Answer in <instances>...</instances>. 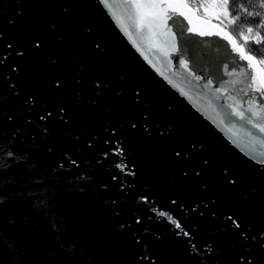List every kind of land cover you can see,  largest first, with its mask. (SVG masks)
I'll use <instances>...</instances> for the list:
<instances>
[{
    "label": "water",
    "instance_id": "95a60500",
    "mask_svg": "<svg viewBox=\"0 0 264 264\" xmlns=\"http://www.w3.org/2000/svg\"><path fill=\"white\" fill-rule=\"evenodd\" d=\"M175 19L187 25L182 17ZM0 28L5 51L11 52L0 64L19 69L12 74L8 69V83L0 90L6 129L0 138V166L11 164L6 155L10 148L23 147V133L13 131L23 117L17 119L19 100L13 103L12 98L25 93L36 98V110H52L63 102L75 113L72 138L63 135L58 117L49 121L52 134L39 141L41 153L32 165L36 184L28 190L48 191L49 181L57 179L49 174L55 165L42 152L45 144L63 151L75 150L77 136L85 148L96 142L103 164L94 168L89 158L79 170L66 167L69 175L51 188L42 212L21 195L28 178L14 166L5 169L12 182L6 188L11 203L0 217V264H59L61 250L73 253L76 264H264V166L258 164L264 157V134L236 117H225L214 93L200 88L202 81L189 85L177 67L179 54L169 50L165 57L141 39L123 0H0ZM185 35L227 63L229 70L247 63L222 37L195 36L186 27ZM179 39L177 33L178 44ZM8 44L13 47L8 49ZM18 51L24 52L22 58ZM185 59L191 68V59ZM256 67L262 68L259 63ZM252 75L246 70L243 76L226 79L240 80L246 87ZM95 82L108 85L99 97ZM55 83L61 87L53 90ZM9 116L17 119L15 125ZM106 128L118 135L126 132L123 144L115 139L102 143ZM118 155L124 160V191L118 197L114 185L78 187L87 181L79 180L77 171L112 184L110 176L119 174ZM111 198L121 202L115 211ZM137 214L144 223L132 224ZM128 225L131 231L125 235ZM238 232L248 234L247 246Z\"/></svg>",
    "mask_w": 264,
    "mask_h": 264
},
{
    "label": "snow or ice",
    "instance_id": "6c2138e0",
    "mask_svg": "<svg viewBox=\"0 0 264 264\" xmlns=\"http://www.w3.org/2000/svg\"><path fill=\"white\" fill-rule=\"evenodd\" d=\"M123 3L128 19L134 22V26L141 39L146 40L154 50L162 53L165 57L170 55L169 50L171 53L179 54L176 56L177 67L183 70L189 85L202 81L200 88L202 90H210L214 93L213 99L220 102L219 107L224 111L225 117L229 119L236 117L239 121H243L246 125H250L251 128L256 129L260 134H264V68L256 67V63H264V61H257L256 56L247 54L245 48L238 43L237 39L222 26L224 21L234 25L237 20L241 19L242 15L249 17L255 27L252 25L246 26L245 30L240 32L239 38L243 40L245 44L251 42L255 50L256 46L264 44V15H261V13L264 12V0H257L255 4L256 11H251L249 7L245 6L247 0H243V2H239V0H208L207 3L199 5L196 9H193L186 2H173V0H123ZM201 12L202 15L200 14ZM176 17H182L183 20L187 22V25L185 26L182 23H177ZM185 27L187 33L194 34L195 36L222 37L223 40L231 45L232 50L238 53L240 61L247 63L243 64L238 69L233 67L229 70V65L227 63H224L223 60H220L213 53L201 48L199 41L188 38L185 35ZM177 33H179L180 36L179 44L177 42ZM253 33L255 34L253 35ZM2 37L3 32L2 28H0V49H2V51H0V59H9L11 57V52L5 51ZM12 47V44L7 45L8 49ZM35 47L40 48L41 45L35 43ZM95 47L99 49L100 45L96 44ZM16 55L22 58L24 52L18 51ZM185 57L191 59V68L189 66V59H185ZM168 63L171 64L172 60L169 59ZM221 64H223V71H221ZM9 68L11 69V74L19 72L17 67L0 64V90L3 89L5 83H8L7 77L9 75ZM193 69H195V71H193ZM246 70H251L253 72L251 82L248 83L246 87L243 86L240 80L226 79V77L231 78L237 75L243 76ZM197 73H199V75ZM213 78H215V84ZM169 83H171V81H169ZM60 87L59 83H55L53 90ZM107 87V84L101 86L99 82H95V88L98 90L96 93L97 97L101 96ZM184 95L187 96V93H184ZM137 96H139V93H137ZM16 100H19V107L16 108L17 119L19 117H23V119L19 120L20 126L16 127L13 131L16 133H23V136L19 138L23 147L19 148V150H17L15 146L10 148L6 152V155L9 161H11V164L6 161L0 166V199L3 200V202H0V217L4 216L5 207L9 206L11 203L10 199H8V190L6 191V188L9 189L12 182L7 179L4 171L11 166L20 170L18 174L28 178L25 181L26 189L21 195L32 203L38 204L41 212L44 210L45 198L48 196L51 188L55 187L57 183L69 175L68 172L64 171L66 167L70 166V169L79 170L83 160L90 158L94 161V164L91 165L92 167L97 169L103 168V164L100 162V157L96 151V142H88L85 148L79 145V137L77 136L73 140V143L76 145L75 150L66 148L63 151H57L54 146L45 144L42 152L44 156L55 165V170L49 168V174L57 179L49 181L48 191L38 192L36 189L28 190V186L36 184V181L32 179V175L36 169H33L32 165L37 163V156L41 153L39 141L45 140L52 134L50 130L52 126L49 121L58 117L63 135L67 138H72L74 134L71 131L72 125L70 121L74 120L75 113L70 112L63 106V102H60V104L52 110H49V108L36 110V98L27 93H25L23 97L14 96L12 98L13 103ZM226 101L231 102L225 103ZM2 106H0V138H3V134L6 130ZM17 119H14L12 116L8 117V121L13 125L17 123ZM143 119L147 120L148 116L145 115ZM220 123L224 124V119H221ZM142 127L145 132L149 131L147 124H143ZM233 127H235V125H233ZM131 128L136 130L137 125L133 123ZM229 131H231V129H229ZM37 133H39V138ZM105 133L106 137L101 141L102 143L108 144L115 139L119 141L121 145L123 144L122 137L126 132L122 131L118 135L115 129L109 132L106 128ZM246 135L252 136L253 134L248 132ZM13 139H17V137L14 136ZM233 143H235V141H233ZM88 149H91V152H89ZM69 153H71L70 157L68 156ZM103 155L107 158L110 153L104 151ZM175 155L179 157L181 153L176 152ZM185 155L187 157V154ZM58 156L59 159L57 158ZM61 160L63 162H61ZM117 160L119 162L117 168L119 174H112L110 176L112 184H108L104 181L97 182L91 174L85 178L77 171V178L81 181H87L80 183L78 187L81 189H90L94 185L99 190L102 186L112 188L114 185V190H116L118 197L124 191L123 180H121L123 176L121 166L124 165V160L120 159L119 155L117 156ZM205 163H207V161H205ZM258 164L264 166V157L258 161ZM185 175L187 174L185 173ZM196 175L199 176L200 173L197 172ZM228 183L234 186L235 180L229 178ZM38 187L39 185H37V188ZM98 194L103 196L104 192L98 191ZM111 199L112 210L115 211L116 207H118L121 202L116 198ZM140 199L151 203L148 196L140 195ZM172 203L177 204V200L173 199ZM198 208L199 204L196 205V208H192L191 211L195 213ZM133 211L138 213L139 209H134ZM163 215L164 213L161 212V216ZM200 215H204L203 211L200 212ZM210 215L214 216L215 213H210ZM228 219H233V216H229ZM138 222L142 224L144 220L137 214L133 216L132 224ZM49 227L51 228V225H49ZM127 227L128 232L125 233V235L129 234L131 231V225ZM176 227L178 228L179 225H176ZM238 233L240 239L243 240L245 246H247L249 241L248 234L243 232ZM260 237L264 239V232L260 233ZM133 239L135 240V238ZM251 239L256 241L255 236ZM261 246L264 247V245ZM61 257L59 264H76L73 253L61 250ZM21 264H23V261H21ZM249 264H252V262L250 261Z\"/></svg>",
    "mask_w": 264,
    "mask_h": 264
},
{
    "label": "trees",
    "instance_id": "16d2710c",
    "mask_svg": "<svg viewBox=\"0 0 264 264\" xmlns=\"http://www.w3.org/2000/svg\"><path fill=\"white\" fill-rule=\"evenodd\" d=\"M186 1L193 9H196L199 5L208 2V0H186ZM239 2H243V0H239ZM256 3H257V0H247V3H245V6L249 7L251 11H256V8H255ZM200 14L202 15V12ZM261 15H264V12H262ZM249 25L254 26L252 23V20L246 15H242L241 19L237 20L234 25L229 24L227 21H224L222 26L225 28L226 31L230 32V34H232L234 38L237 39L238 43L245 48L247 54H252L256 56L257 61H264V44L256 46L254 50V46L251 42H249L248 44H245L244 41L239 38L240 32L244 31L245 27ZM256 30H259V29H256ZM254 34L255 33H253V35ZM259 64L262 68H264V63H259Z\"/></svg>",
    "mask_w": 264,
    "mask_h": 264
}]
</instances>
